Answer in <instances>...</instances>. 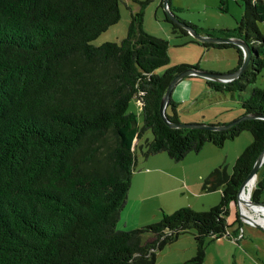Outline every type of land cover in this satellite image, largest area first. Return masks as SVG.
<instances>
[{
  "label": "trees",
  "instance_id": "1",
  "mask_svg": "<svg viewBox=\"0 0 264 264\" xmlns=\"http://www.w3.org/2000/svg\"><path fill=\"white\" fill-rule=\"evenodd\" d=\"M242 1L233 28L184 22L202 34L248 43L251 58L238 77L205 83L211 90L238 92L243 113L264 115L263 88L252 85L242 94L264 65V35L257 25L264 20V0ZM121 3L0 0V264H153L156 251L183 232L192 233L196 244L184 264H203L207 241L227 231L229 205L264 148V119L246 118L223 130L168 126L159 112L166 87L175 73L196 67L154 72L168 62L167 41L143 29L142 1L130 10L124 37L92 44L118 22ZM164 14L173 33H188ZM191 40L206 48H234L235 68L242 61L234 43ZM133 97L140 102L141 126L127 109ZM177 105L170 96L166 115L172 121H179ZM146 129L151 138L140 144ZM243 130L252 140L231 171L218 165L202 182L204 190L221 188L217 204L162 212L136 228L116 227L138 148L145 157L165 151L179 161L205 142L219 147ZM251 193L250 200L264 202L263 178H256ZM235 214L233 222L239 221ZM146 232L153 237L143 241Z\"/></svg>",
  "mask_w": 264,
  "mask_h": 264
},
{
  "label": "rangeland",
  "instance_id": "2",
  "mask_svg": "<svg viewBox=\"0 0 264 264\" xmlns=\"http://www.w3.org/2000/svg\"><path fill=\"white\" fill-rule=\"evenodd\" d=\"M138 1L143 3V29L149 34L167 41L168 62L155 68L154 72L156 74H162L168 68L180 64H188L199 70H212L215 72H228L224 68H230L236 64L237 54L233 49L206 48L200 43L191 40L192 35L188 31L185 35L173 33L171 31V23L165 19V9L161 0L126 1L125 4L127 2L128 4L130 3L128 6L121 3L118 22L101 32L91 43L99 45L105 41H116L124 37L130 10H136L139 7ZM169 4L172 8H175L173 13L180 20L209 30L233 28L243 13L242 0H169ZM257 25L260 32L264 35V20L258 22ZM262 56L264 60V46ZM252 85H258L264 89V65L255 83L249 84L246 91H243L242 94L247 96ZM237 95L238 92L232 94L228 91L211 90L207 88L204 77L192 75L181 78L173 87L170 96L178 102L177 113L179 122H204L193 121L196 120L195 118H203L204 120L213 119L212 122L226 123L243 114V108L240 107L235 99ZM127 109L136 114V121L141 126L140 106L135 97L131 98ZM223 120L226 121L222 122ZM212 122L204 123L220 124ZM140 137L141 144L146 138H151V130L146 129ZM251 140V133L248 130H243L233 139L225 140L224 144L219 147L210 142H205L199 151H189L179 161L171 159L165 151H159L145 157L138 148L136 156L138 159L143 160L138 161L133 166L132 175L136 173V176L131 180L133 189L135 186L144 183V175L147 172L150 175L156 173L151 176L153 181L147 182V184L153 185V188H149V192H154V194L144 202H138L137 197L131 195L122 217L121 214L119 215L116 227L119 229L136 228L157 221L162 212L171 213L180 207L207 210L217 204L220 200L221 188L218 187L213 190H204L202 188V182L209 173L208 169H206L205 161L213 152H218L221 155V162L224 161L227 171L230 172L231 159L236 158ZM207 147H210L211 150ZM151 156L156 160L153 163L143 164ZM260 172L261 167L259 166L257 174ZM158 203L161 205H158ZM130 205L132 206L131 212L127 215ZM233 206L236 208L235 211L238 213L239 218L241 217L245 220L246 218L241 216L240 202H235ZM247 209L249 210V208ZM145 213L147 214L146 217ZM226 219L231 220L228 225L233 222L232 204L229 205ZM227 230H230V228L228 227ZM229 234L231 233L229 232ZM152 237L153 235L150 232H146L142 240L147 241ZM213 241H215V238L208 240L206 246L213 244ZM195 250L196 244L192 233L183 232L176 239L157 250L155 256L161 259L163 263L184 264L186 260L195 255ZM226 258L225 256L224 259Z\"/></svg>",
  "mask_w": 264,
  "mask_h": 264
},
{
  "label": "crops",
  "instance_id": "3",
  "mask_svg": "<svg viewBox=\"0 0 264 264\" xmlns=\"http://www.w3.org/2000/svg\"><path fill=\"white\" fill-rule=\"evenodd\" d=\"M126 1H134V0H125ZM130 4V3H129ZM128 2L126 3V6L129 5ZM133 11V10H131ZM107 30V29H106ZM214 48V47H209ZM218 49H233L232 47L229 48H218ZM236 52V50H235ZM237 54V52H236ZM238 60V56H237ZM237 66V62L234 66L230 68H224L225 71H233L235 67ZM213 69H221V68H213ZM212 71V70H211ZM175 100V99H174ZM196 120L193 121H204V122H212L213 119L210 120H204L195 118ZM226 120H223L224 122ZM212 123H221V122H212ZM138 142L141 141V137L137 139ZM210 149V147H207ZM211 150V149H210ZM154 156V155H153ZM153 158V159H151ZM162 158V157H160ZM235 159V158H233ZM231 159V165L233 164L234 160ZM143 159H138L136 156L135 164L138 161H142ZM145 161L146 163H153L156 159L154 157H148ZM205 164L207 165L208 171L210 172L213 168H215L218 165L224 164V161L221 162V155L218 152H213L205 161ZM264 163L260 165L261 172L256 175L258 178L264 179ZM155 173V171H153ZM156 174V173H155ZM155 174L150 175L149 172L144 175V183H141V185H137L133 189V184L131 181V184L129 186L128 192H127V200L125 202V205L123 206L120 214L122 217V213L125 212V208L129 203L130 196L137 197L138 202H144L147 199H150L151 196L154 194V192H149V188H153V185L147 184V182L153 181L151 176H154ZM136 176V173H133L131 176V180L133 177ZM221 194V190H220ZM158 205H161L158 203ZM233 207V220L236 217L235 214V207ZM244 213L247 215H251L256 219V215L248 210L244 204ZM132 206L130 205L128 207L127 215L130 214ZM147 214L145 213V217ZM227 223H230L231 220H227ZM257 222V221H256ZM230 228V230H227L228 232L226 235H222L220 237H216L214 243L211 245H207L205 248V254H204V260L203 264H264V224H258L254 225L252 223H247L244 221L241 217L239 218V221L232 222L227 226ZM229 232L231 234H229ZM210 253V254H209ZM210 255V257H209ZM227 257L224 259V257ZM153 264H170V263H163L161 259H158L157 256H155V261Z\"/></svg>",
  "mask_w": 264,
  "mask_h": 264
},
{
  "label": "water",
  "instance_id": "4",
  "mask_svg": "<svg viewBox=\"0 0 264 264\" xmlns=\"http://www.w3.org/2000/svg\"><path fill=\"white\" fill-rule=\"evenodd\" d=\"M162 5L167 12L168 17L179 24L180 26L184 27L194 38H196L199 41H205V42H211V43H217V42H231L236 44L242 51V61L240 65L235 68L233 71L230 72H215V71H210V70H199L197 68H186L180 72H177L173 75V77L170 79L166 90L164 92V95L162 96L159 104V112L164 120V122L170 126V127H175V128H204V129H210V130H223L226 129L233 124L237 123L240 120L246 119V118H262L264 119V115L253 112V113H243L240 116L226 122V123H220V124H210V123H204V122H179V121H172L170 120L167 115H166V106L168 99L171 95V91L175 84L183 77L185 76H192V75H198L201 77H204L205 79H209L212 81H219V82H228L232 79H235L242 73V71L247 67L249 60L251 58L252 50L248 43L239 37H226V36H218V35H209V34H202L198 31H196L193 27L190 25L186 24L184 21H180L173 11L170 10L168 0H162ZM264 161V148L261 150V152L257 155L255 158L253 165L247 175V177L242 181V183L239 186V189L237 191V196H236V203H239L242 198H241V192H243L244 188L247 186L248 182L250 179H256L257 175V170L259 166L263 163ZM248 203L259 206L260 208H264V202L263 201H253L250 200ZM241 216L243 218H248L245 214L241 212ZM252 224L258 225L259 223L256 222V220H252Z\"/></svg>",
  "mask_w": 264,
  "mask_h": 264
},
{
  "label": "bare ground",
  "instance_id": "5",
  "mask_svg": "<svg viewBox=\"0 0 264 264\" xmlns=\"http://www.w3.org/2000/svg\"><path fill=\"white\" fill-rule=\"evenodd\" d=\"M255 180L254 179H250V181L248 182L247 186L244 188L243 192H241V198H242V200L240 201L241 212L243 214H245L244 213V207H243V204H245V206L248 207L249 210L251 212H253L257 216V218L254 219L253 216H251L249 214H247V215L245 214L248 217V219L249 220H253L254 219L259 224H261V223L264 224V208H260L259 206H255V205H252V204L248 203L249 197H250V193H251V190H252V187H253V184H254Z\"/></svg>",
  "mask_w": 264,
  "mask_h": 264
},
{
  "label": "built area",
  "instance_id": "6",
  "mask_svg": "<svg viewBox=\"0 0 264 264\" xmlns=\"http://www.w3.org/2000/svg\"><path fill=\"white\" fill-rule=\"evenodd\" d=\"M137 103H138V105H140V102L138 100H137ZM244 221H246L247 223H252V220H249V219H245Z\"/></svg>",
  "mask_w": 264,
  "mask_h": 264
}]
</instances>
